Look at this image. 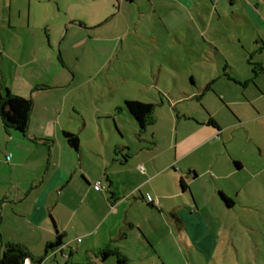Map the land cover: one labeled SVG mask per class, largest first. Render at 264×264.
<instances>
[{"label": "crops", "instance_id": "obj_1", "mask_svg": "<svg viewBox=\"0 0 264 264\" xmlns=\"http://www.w3.org/2000/svg\"><path fill=\"white\" fill-rule=\"evenodd\" d=\"M92 1L82 0L72 11L46 9L34 20L35 0H0V88L33 104L25 134L5 129L0 118V253L14 244L39 264H117L111 251L124 264H172L168 258L175 255L187 264L182 245L188 264H264V0H117L116 8L112 0L104 8L87 4ZM126 4L134 6L130 21ZM198 6L212 15H219L220 7L238 31L244 26L259 59L249 64V76L237 78L217 51L222 70L199 84L200 94L193 96L202 101L213 90L217 94V105L202 103L205 114L179 115L172 105L162 113L153 105L152 123L142 132L136 125L142 155L137 167L131 165V146L109 132L106 137L100 124L88 131L81 109L74 107L70 114L76 134L62 116L65 104L53 107L47 101L53 89L61 88L49 77L50 66L55 61L66 66L70 49L85 52L89 45L88 55L99 60L117 50L112 33L99 32L102 26L115 28L120 21L129 35L145 41L139 31L144 23L160 24L179 42L180 29L161 15L187 14L191 31ZM53 10L55 22L45 19ZM241 33L236 38L243 46ZM148 38L160 44V37ZM218 83L219 93L212 87ZM233 86L241 87L238 99L228 94ZM226 110L230 114L222 115ZM95 112L113 117L111 111ZM65 132L77 137V151L67 144ZM36 146L44 151L35 154ZM7 209L20 221V239L3 234ZM57 238L60 244L47 248Z\"/></svg>", "mask_w": 264, "mask_h": 264}, {"label": "rangeland", "instance_id": "obj_2", "mask_svg": "<svg viewBox=\"0 0 264 264\" xmlns=\"http://www.w3.org/2000/svg\"><path fill=\"white\" fill-rule=\"evenodd\" d=\"M81 1L35 0L32 8L36 16L33 19L38 20L41 12L46 9H55L56 6L61 9L71 10V7L77 9L79 4H84ZM112 2H114L115 8L119 4L117 0H112ZM141 3L146 4L144 0ZM87 4L94 6V8H104L110 6V1L95 0ZM21 5L23 6L24 2L20 1ZM125 6L127 7L124 9L129 12L133 10L132 12L135 14L132 4ZM218 9H220L218 10L220 14L212 15L208 10L198 6L196 13L192 14V23L195 26L194 30L191 31H189L191 23L189 24L187 14L184 16L177 13H172L169 16L162 14L161 17L166 24L173 25L171 28L180 29L182 38L179 42H174L160 24L148 26L149 23H144L145 30L142 28L143 30L139 29V31L147 36L145 41L136 39L134 34L129 35L128 30L122 26L124 24H121L120 21L114 23L115 28L110 27L111 25L102 26L98 29L99 32L102 34L105 32L112 33L115 37L116 46H118L117 50L113 51L105 60H99L88 55L92 54L89 45L85 48V52H83V47L70 49L64 68L56 61L54 66H50L52 75L50 74L49 77H52L55 85H60L61 88L53 89L48 94L47 101L53 107L60 106L62 103L65 104L62 116L67 118L65 123H69V127L74 129L76 134L78 133V125L70 114H72L74 107L81 109L87 120L88 131H94L100 124L106 137L111 134L113 138L124 141L122 145L131 146L133 156L131 165L137 167L141 164L142 155L138 154L140 145L135 121L124 110L119 114L114 112L116 108L123 107L124 100L156 105V110L162 109V113L172 105L179 115L188 114L194 110L202 115L205 114L202 103L211 102L217 105L220 102L214 90L206 94L202 101H197L195 98L200 94L198 87L216 79L219 71L222 70L224 60L217 51L224 54L227 59L226 63L234 71L235 77L243 78L252 73V65L249 64H252L255 59H259L252 52V36L248 35V31L245 32L244 26L238 31V24L232 16L224 14L220 7ZM54 12L56 14V11L53 10V16L45 19L55 22L58 15H55ZM129 12L127 13L130 21L129 14L131 12ZM59 17L62 18V15ZM148 18L150 22H156L151 16ZM207 25L209 26L208 29ZM238 33L242 34V38H246V42L243 41V46L236 38ZM148 37H160V44H154ZM121 46L124 50H121ZM251 53L253 55L249 56ZM260 59L264 61V55ZM61 68H63L62 71H60ZM70 71H74L73 82ZM62 72H66L69 77L66 74L64 78L59 76ZM55 74L56 78L54 77ZM191 79L195 81L194 84L192 83L193 85L190 84ZM220 84L212 85L213 89L220 92L218 90ZM240 89V86H233L228 94L232 98L238 99L241 94ZM161 102L162 105H160ZM97 108L100 111H111L113 117L95 116ZM224 113L230 114L229 110L223 111L222 115ZM262 124L264 125V122ZM118 128L124 133L123 138L117 132L116 129ZM229 146H231L230 143L227 147L230 148ZM34 148L35 154L44 151L43 147L36 146ZM207 149L208 146L204 148V150ZM96 164L98 165V162ZM19 222L15 212L9 209L5 211L2 224L5 238L20 239L22 237L23 229H20ZM181 247L188 264V253L184 246L181 245ZM180 259L182 258H179L178 255L169 256L168 262L173 264L174 261L178 263L180 261L182 264Z\"/></svg>", "mask_w": 264, "mask_h": 264}, {"label": "trees", "instance_id": "obj_3", "mask_svg": "<svg viewBox=\"0 0 264 264\" xmlns=\"http://www.w3.org/2000/svg\"><path fill=\"white\" fill-rule=\"evenodd\" d=\"M32 106L31 100L14 96L7 89L0 88V118L5 129L25 134ZM123 109L133 118L139 132L144 131L146 126L152 123V104L124 101ZM63 137L71 148L75 151L78 150V139L76 136L65 132ZM59 244L60 238H57L56 243L47 246V248L51 249ZM108 253L102 252L101 254L103 257H107L109 256ZM110 255L117 257V264H124V260L120 259L121 257L118 253L111 251ZM24 259L35 261L19 245L7 244L3 246L0 253V264H22Z\"/></svg>", "mask_w": 264, "mask_h": 264}, {"label": "built area", "instance_id": "obj_4", "mask_svg": "<svg viewBox=\"0 0 264 264\" xmlns=\"http://www.w3.org/2000/svg\"><path fill=\"white\" fill-rule=\"evenodd\" d=\"M139 169L142 170V167H139ZM94 189H95V190H99V186H98V185L95 186ZM146 201H147L148 203H151L152 198H151L150 196L147 195V196H146ZM22 264H39V263H37V262H33V261H31L30 259H24Z\"/></svg>", "mask_w": 264, "mask_h": 264}]
</instances>
